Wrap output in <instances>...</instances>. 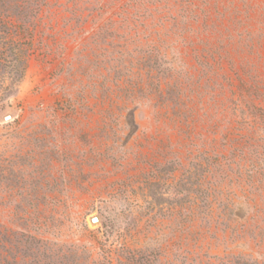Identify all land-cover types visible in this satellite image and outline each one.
<instances>
[{
    "label": "rangeland",
    "instance_id": "rangeland-1",
    "mask_svg": "<svg viewBox=\"0 0 264 264\" xmlns=\"http://www.w3.org/2000/svg\"><path fill=\"white\" fill-rule=\"evenodd\" d=\"M49 4L1 103L0 264H264V0Z\"/></svg>",
    "mask_w": 264,
    "mask_h": 264
},
{
    "label": "trees",
    "instance_id": "trees-1",
    "mask_svg": "<svg viewBox=\"0 0 264 264\" xmlns=\"http://www.w3.org/2000/svg\"><path fill=\"white\" fill-rule=\"evenodd\" d=\"M49 3L50 0H0V109L25 74L41 14Z\"/></svg>",
    "mask_w": 264,
    "mask_h": 264
},
{
    "label": "water",
    "instance_id": "water-1",
    "mask_svg": "<svg viewBox=\"0 0 264 264\" xmlns=\"http://www.w3.org/2000/svg\"><path fill=\"white\" fill-rule=\"evenodd\" d=\"M96 220H97L96 217H92V218H91V222H94V221H96Z\"/></svg>",
    "mask_w": 264,
    "mask_h": 264
}]
</instances>
